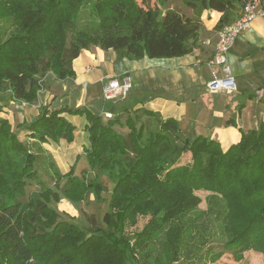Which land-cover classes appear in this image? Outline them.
<instances>
[{"label": "trees", "instance_id": "16d2710c", "mask_svg": "<svg viewBox=\"0 0 264 264\" xmlns=\"http://www.w3.org/2000/svg\"><path fill=\"white\" fill-rule=\"evenodd\" d=\"M154 2L156 6L146 9L136 0H0V92L8 91L13 102L34 104L45 74L74 79L73 60L92 46L128 59L189 54L199 37L203 10L220 13L218 29L238 17L242 4L181 0L191 10L185 15L174 8L160 9L167 0ZM85 8L87 19L82 15ZM4 112L0 106V264H174L180 259L196 264L202 251L211 259L223 252L240 258L246 248L264 255L262 125L242 131L239 140L224 149L209 136L184 134L177 119H161L149 109H143L139 119L126 118V135L112 128L116 117L103 123L85 106L50 109L40 104L38 114L15 129ZM63 113L84 117L88 144L83 152L93 178L75 176L74 165L61 173L41 145L61 138L73 141L75 125ZM21 127L34 140V148L18 137ZM186 153L189 162L179 163ZM102 174L114 182L105 228L83 229L59 220L47 201L60 197L46 179L63 197L80 201L89 190L100 194ZM31 180L37 192L23 201ZM199 190L225 202L219 220L226 238L221 250L195 246L198 251L185 259L186 224L177 223L195 207ZM141 212L150 218L129 236V218L135 223ZM161 233L162 251L154 256L151 243Z\"/></svg>", "mask_w": 264, "mask_h": 264}, {"label": "crops", "instance_id": "0c3cea01", "mask_svg": "<svg viewBox=\"0 0 264 264\" xmlns=\"http://www.w3.org/2000/svg\"><path fill=\"white\" fill-rule=\"evenodd\" d=\"M258 8L262 10V14L253 19L250 27L235 39L228 51V64L236 83V91L231 94L224 92L205 94L207 93L205 83L210 78L206 62L214 51L217 39L215 26L220 17V13L213 10L202 11L199 37L196 46L189 54L169 58H149L144 55L139 59H128L120 58L118 53L112 49L101 50L94 46L88 50H82L73 60L74 79L59 80V84L63 88V86L66 87V82L73 81L74 84L69 85V90L79 88L80 96L75 104L77 107L85 106L82 99H85L87 85H98L101 91L103 82L111 77L119 79L129 77L130 88L140 85L146 87L147 90L156 91H151L150 100L161 99L156 96L159 95L157 92L164 96L167 92L183 90L190 95V98H178L177 101L180 100L181 103L171 112H167L168 114L164 111L166 109L165 100L171 98L169 96H166L168 98L165 97L164 101L159 104H154L153 109L149 110L157 112L161 119L167 117L177 119L184 134L191 137L209 136L219 141L226 149L230 144L239 140L242 131L245 132L260 125L264 129V0H260ZM190 14L191 12L188 15ZM91 63L95 68L91 66ZM93 70L95 71L90 76ZM43 79L44 77L41 79V86ZM42 92L44 96L43 100H39L40 102L35 104L12 103L9 109H4L3 115L9 120L10 117L14 118L15 113L17 127L36 116L40 104L48 105L50 109L64 106L73 108L69 104H64L62 98L65 92L60 95L61 100L60 96L50 87ZM128 93L126 97L117 98L112 102L125 100ZM53 105L56 107H51ZM147 105L148 102L144 103L143 100L137 98L123 110H116L112 106L107 111L113 113V117L118 119L112 128L126 135L128 133L126 118L130 117L134 120L138 117L139 119L142 110L148 109ZM95 113H101V111ZM63 116L75 125L73 141L68 143L61 138L58 142L49 140L48 143L41 144L43 149L51 154L56 166H61L62 171L58 169L61 173L68 171L74 157L81 151L83 152V147L87 145L85 141H79L78 138L84 131V117L68 113H63ZM229 119L234 124L227 122ZM25 137L30 142H34L28 136ZM186 154L189 157V154ZM61 204H65V207H60L61 209L71 215L76 214L75 209L67 200L61 199L59 206Z\"/></svg>", "mask_w": 264, "mask_h": 264}, {"label": "rangeland", "instance_id": "374dc122", "mask_svg": "<svg viewBox=\"0 0 264 264\" xmlns=\"http://www.w3.org/2000/svg\"><path fill=\"white\" fill-rule=\"evenodd\" d=\"M86 1L88 3L90 2V0H86ZM136 1L138 2L139 5H141L142 7L146 9L148 8L152 9L154 6L157 5V3L154 2V0H136ZM159 8L160 9L174 8L177 11L185 15H188L191 12L189 8L182 5L181 0H167L165 4L163 5L159 4ZM87 12H88L87 8H85L84 11L82 12L84 19L88 18ZM93 47L94 46H92L91 48ZM102 53H106V52H102ZM91 66L94 67V64L91 63ZM94 71L95 70H93L90 73V76H92ZM59 82L60 81L56 80L50 72L46 73L44 76L43 82H42V86L40 90L38 91V100L36 102H38L39 100H43L42 97L44 96V92L42 91L43 90L47 91L48 88L50 87L52 88L53 92L57 93L59 96L63 92H65V95H63L64 96L63 98L62 96H60V100L62 98L64 104H69V106L76 108L77 106H75V104L80 96L79 88H75L74 90L70 91L69 85L70 84L73 85L74 84L73 81L68 82V83L66 82L65 83L66 87L63 86V88H62V85L59 84ZM151 91L153 90L152 89L147 90L146 87L138 85L136 87L129 89L128 91L129 93L127 92L128 96L125 100L112 102V100H107V99L105 100L103 98L102 90L100 91V88L98 85H87L85 99L84 100L82 99V103L85 106L89 107L94 113L96 111H101V113H96V114H99L101 116L102 122L105 123L107 122L108 119H106L103 116L104 111L110 110L112 106L116 110L117 109L123 110L125 107L128 106L129 103L131 104L133 100H137V98L140 100H143L144 103L148 102V105H147L148 109H153L154 104H159L160 102L164 101L166 96H169L171 98L173 97L176 98V99H171V98L166 97L168 98V100H165L166 109L164 112L166 114H168L167 112H171L172 110H174L176 106L179 103H181L180 100L177 101L178 98L179 99L183 97L190 98V95L184 92L183 90L180 92L176 90V91L167 92V95L164 94V96L160 94L159 92H157V94L159 95H156V96H159V98L161 99L150 100L149 95H152ZM153 92H156V91H153ZM205 94H208V92ZM12 103H15V102H12L11 95L8 91L0 92V106H2L3 109H6V110L9 109ZM51 107H56V106L53 105ZM13 109L15 108L13 107ZM81 121L83 122V118ZM9 123L15 129L16 127L15 124L17 123L15 113H14V118L10 117ZM22 128L23 127H21V131L20 130L18 131V137L23 142H25L29 147L34 148L35 146L34 142H30V140L25 137L27 136V133ZM78 138H79V141H83V142L85 141V143L88 144L86 132L83 131L82 134L78 136ZM188 160H190L188 155L182 154L179 159V163H184V162L187 163ZM72 165H74L73 173L75 176L79 178H83V175H84L85 179L93 178V171L91 170V167L89 165V162L86 158L85 153H83L82 151L80 154H77L74 157L68 170L70 169ZM60 167L61 166L58 165L57 168L60 171H62ZM38 175L39 177H42L44 179V176L41 170H39ZM45 182L47 185L52 187L54 192L58 193L60 197L59 201L61 199L67 200L70 203L71 207L75 209L76 211V214L71 215L67 211H64L63 209L60 208L59 201H55L54 199L47 201V204L51 208L56 210V212H58L59 220L65 219V220L75 222L78 225H80V227L83 229L85 228L89 229L91 226L95 227L96 225L105 228L104 216H105V213L109 210V202L111 199L112 190L114 188V182L108 175L102 174L99 176V182L102 186V191L100 192L99 195H97L94 191L89 190L86 193L84 199L80 201L70 200V199L63 197L60 189H57L54 186L53 181H51L50 179H46ZM36 189L37 187H36L35 182L32 180L29 181L25 188V195L22 197V200L23 201L27 200V198L30 195L35 194L37 192ZM195 193H196L195 195L198 198V201L196 202L195 207L189 210L188 212H186L184 216L180 218L179 223H177V224H181L182 227H183V223L186 224L183 232H184L185 237L188 238V242L185 248L183 249V253L181 254V257L182 258L184 257L185 259H187V256L190 257L192 253L195 254L198 251L195 249V246L199 247L201 250L202 247L204 249L205 246L207 247L210 245L209 248H212L214 251L221 250V245L225 241V238H226V233L223 230V223L222 221L219 220V217H221V214H222V209L225 207V202H223L222 199L219 197H215V196L212 197L211 196L212 194L207 191L199 190V191H196ZM137 216L138 217L135 223H132V218H129V225H127L125 228L126 233L129 236H131L133 232L140 230L150 218L149 215L143 214V212H141V214H138ZM91 219H92V225H91ZM193 220H195L194 221L195 227L191 228L189 226L190 225L189 223L190 221H193ZM194 232L196 233V235H194ZM163 239H164V235L163 233H161L157 236L156 240L151 243L154 256L158 255L159 250L162 251ZM186 251L187 253L185 254L184 252ZM202 252L203 253L199 254L200 259L196 261V264H264V255L262 253L251 250V249H247V248L241 252L240 258H238L235 255L229 254L227 252H223L218 257L211 259V258L206 257L207 254H204V251ZM188 263L189 262H186L180 259V261L175 262L174 264H188Z\"/></svg>", "mask_w": 264, "mask_h": 264}, {"label": "built area", "instance_id": "2783aa9c", "mask_svg": "<svg viewBox=\"0 0 264 264\" xmlns=\"http://www.w3.org/2000/svg\"><path fill=\"white\" fill-rule=\"evenodd\" d=\"M260 0H242L238 17L228 23H224L216 30V43L214 51L206 64L210 71V78L205 83L208 93L224 92L231 94L236 91V83L228 64V51L235 39L250 27L253 19L262 14L258 8ZM131 87L129 77L121 79L111 77L102 84V96L106 100L123 98ZM106 119L113 118V113L104 111Z\"/></svg>", "mask_w": 264, "mask_h": 264}]
</instances>
